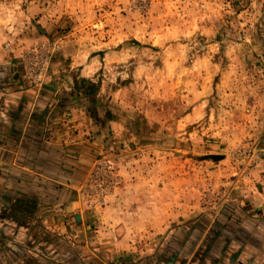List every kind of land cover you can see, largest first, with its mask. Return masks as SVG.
<instances>
[{"label":"rangeland","instance_id":"rangeland-1","mask_svg":"<svg viewBox=\"0 0 264 264\" xmlns=\"http://www.w3.org/2000/svg\"><path fill=\"white\" fill-rule=\"evenodd\" d=\"M255 29L264 33V0H0V51L17 55L27 88H40L54 61L84 51L98 71L79 88H92L96 115L139 138L128 159L114 146L117 156L92 162L80 188L87 212L119 190L126 162L144 176L160 171L163 185L174 170L201 208L264 166L253 156L264 158L253 140L264 129L251 127L247 112L254 81L262 83L257 98L264 94V36L253 43ZM36 63L44 66L40 85L26 79ZM104 167L115 186L91 205L98 197L89 185L111 182L95 174Z\"/></svg>","mask_w":264,"mask_h":264},{"label":"crops","instance_id":"crops-1","mask_svg":"<svg viewBox=\"0 0 264 264\" xmlns=\"http://www.w3.org/2000/svg\"><path fill=\"white\" fill-rule=\"evenodd\" d=\"M263 36L255 29L250 40ZM18 65L0 51V264H264V166L201 208L174 170L163 185L160 171L126 162L119 190L87 212L80 188L92 162L115 151L128 159L139 138L96 115V98L79 88L98 71L84 51L54 61L40 88L26 87ZM254 83L248 118L264 129ZM253 140L264 148V134Z\"/></svg>","mask_w":264,"mask_h":264},{"label":"built area","instance_id":"built-area-1","mask_svg":"<svg viewBox=\"0 0 264 264\" xmlns=\"http://www.w3.org/2000/svg\"><path fill=\"white\" fill-rule=\"evenodd\" d=\"M31 72L33 74L32 75H27V77H26V79L29 82V84L31 83V84H35V85H40L41 81H42V78H43V73H44L43 63L40 66L39 65L37 66V63L34 64V68L31 69ZM253 156H254V159L257 162L262 160L261 157L258 154H256V153H254ZM95 174L97 176H100L101 174L110 175L111 182L108 183L105 186V188H102V186L97 187V184H94V185L90 184L89 185L90 188L93 190V192H96L97 197H98L97 201H90V199H89L91 205H94V204L100 202L101 197L104 196L105 190L107 189V187H111L112 190H113V187L115 186L114 185L115 178L112 177V172H111V170L108 167H104L102 169H97ZM91 181L92 180H90V183H91ZM95 183H97V181Z\"/></svg>","mask_w":264,"mask_h":264},{"label":"trees","instance_id":"trees-1","mask_svg":"<svg viewBox=\"0 0 264 264\" xmlns=\"http://www.w3.org/2000/svg\"><path fill=\"white\" fill-rule=\"evenodd\" d=\"M83 81H84V80H81V82H83ZM87 89H92V88H89V87H88Z\"/></svg>","mask_w":264,"mask_h":264},{"label":"water","instance_id":"water-1","mask_svg":"<svg viewBox=\"0 0 264 264\" xmlns=\"http://www.w3.org/2000/svg\"><path fill=\"white\" fill-rule=\"evenodd\" d=\"M212 158H214V157L212 156Z\"/></svg>","mask_w":264,"mask_h":264}]
</instances>
